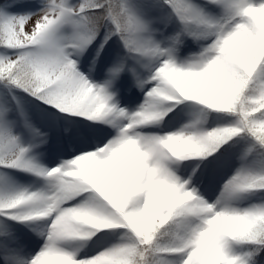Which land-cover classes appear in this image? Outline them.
Listing matches in <instances>:
<instances>
[{"label": "snow or ice", "instance_id": "6c2138e0", "mask_svg": "<svg viewBox=\"0 0 264 264\" xmlns=\"http://www.w3.org/2000/svg\"><path fill=\"white\" fill-rule=\"evenodd\" d=\"M0 264H264V0H0Z\"/></svg>", "mask_w": 264, "mask_h": 264}]
</instances>
